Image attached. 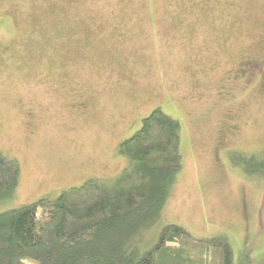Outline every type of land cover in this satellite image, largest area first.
Returning <instances> with one entry per match:
<instances>
[{
    "label": "rangeland",
    "instance_id": "1",
    "mask_svg": "<svg viewBox=\"0 0 264 264\" xmlns=\"http://www.w3.org/2000/svg\"><path fill=\"white\" fill-rule=\"evenodd\" d=\"M158 107L182 165L144 241L176 223L264 264V173L231 156L264 158V0H0V152L20 166L0 211L113 182Z\"/></svg>",
    "mask_w": 264,
    "mask_h": 264
},
{
    "label": "trees",
    "instance_id": "2",
    "mask_svg": "<svg viewBox=\"0 0 264 264\" xmlns=\"http://www.w3.org/2000/svg\"><path fill=\"white\" fill-rule=\"evenodd\" d=\"M179 127L155 108L117 144L128 165L113 182L88 179L56 197L1 210L0 264H232L222 234L200 237L166 223L144 241L181 170ZM231 156L264 173V158ZM19 170L17 159L0 152V202L14 196Z\"/></svg>",
    "mask_w": 264,
    "mask_h": 264
},
{
    "label": "flooded vegetation",
    "instance_id": "3",
    "mask_svg": "<svg viewBox=\"0 0 264 264\" xmlns=\"http://www.w3.org/2000/svg\"><path fill=\"white\" fill-rule=\"evenodd\" d=\"M248 66H250V68H252V67H253V66H251V65H248ZM255 68H258V69H259L260 67H259V66H257V67H255ZM252 69H254V68H252Z\"/></svg>",
    "mask_w": 264,
    "mask_h": 264
}]
</instances>
